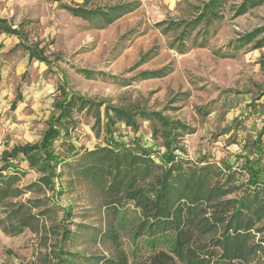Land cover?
Segmentation results:
<instances>
[{
    "label": "rangeland",
    "instance_id": "rangeland-1",
    "mask_svg": "<svg viewBox=\"0 0 264 264\" xmlns=\"http://www.w3.org/2000/svg\"><path fill=\"white\" fill-rule=\"evenodd\" d=\"M204 1L0 0V17L20 30L25 44L43 48L50 61L46 65L29 59L20 45L0 53V157L13 147L40 140L45 122L54 112L53 103L61 97V88L67 94L104 102L99 128L90 112L73 111L68 134L59 137L54 146L64 156L63 146L69 141L77 156L57 166L52 188L31 186L0 204V264H61V259L71 257L67 253L106 258H113L119 250L129 253L123 232L116 230V237H112L115 231L104 207V185L72 167L80 157L83 163H91L93 158L89 160L88 153L107 147L102 127L105 105L132 112H158L169 122L186 124L193 133L178 138L183 158L191 162L206 158L219 165L226 162L237 166L240 144L259 126L257 115L248 106L256 99L258 104L264 100V46H256L259 41L264 43V0L237 17L232 16L233 9L244 0H229L222 19L209 25L202 22L183 40L182 26L165 32L166 26H155L160 21L191 19L193 6ZM61 3L103 11L131 3L133 10L101 26V16L88 20L75 17L61 9ZM255 31L259 33L251 38ZM15 41L16 37L8 36L5 43L11 46ZM181 45L185 50L179 53ZM147 53L149 58L142 61ZM164 66L171 68L166 76H141ZM76 69L103 72L116 81L103 76L88 79ZM235 120L242 124H235ZM135 122L137 132L123 122L116 124L113 141L121 139L130 144L136 139L146 149L164 153L161 139L151 134L157 124L139 116ZM226 129L229 131L221 134ZM19 159L24 174L14 186L26 187L40 174L29 169L21 155ZM154 159L159 162L158 157ZM245 180L242 174L240 182ZM19 204L24 211L18 218H35L22 232L13 234L18 222L5 216ZM64 230L69 232L66 238ZM233 264H264V249Z\"/></svg>",
    "mask_w": 264,
    "mask_h": 264
},
{
    "label": "trees",
    "instance_id": "trees-1",
    "mask_svg": "<svg viewBox=\"0 0 264 264\" xmlns=\"http://www.w3.org/2000/svg\"><path fill=\"white\" fill-rule=\"evenodd\" d=\"M228 1L206 0L193 6L195 15L191 19L169 23L160 21L155 26H166L164 32L182 26L180 36L183 40L202 22L209 25L216 19H222V10ZM260 3L261 0H244L233 9L232 16L242 15ZM61 8L72 16L86 20L94 15L101 16L104 20L101 26L133 10L131 3L115 5L107 11L66 4H61ZM0 32L17 36L29 59L50 65L43 48L25 44L20 30L13 28L6 19L0 18ZM258 33H250L251 38ZM256 46L262 47L264 43L259 41ZM180 47L178 52L182 53L184 45ZM148 58L147 53L142 61ZM76 72L88 79L103 76L116 81L114 76L103 72L87 69H76ZM170 72L171 68L164 66L145 71L141 76L143 79L160 78ZM60 95L53 103L54 112L46 120V129L40 140L32 145L13 147L1 154L0 204L7 197H16L30 190L31 186L37 185L40 189L53 187L57 166L77 156L69 141L67 146L60 144L64 148V156H60L54 146L59 137L68 134L73 123V111L90 112L94 125L98 128L101 125L100 107L104 102L67 94L65 88H61ZM256 100L250 102L248 109L257 115L259 126L240 144L242 153L237 155V166L226 162L219 165L206 158L198 162L183 158L179 152L183 153L184 149L179 145L178 138L193 133L186 124L169 122L158 112H132L105 105L102 127L107 147L90 151L87 157L89 160L93 158L91 163H83L80 157L72 167L89 176L93 182L104 185V207L111 215L112 231H115L112 237H116V230L123 232L130 251L119 250L113 258L67 253L71 257L61 259L60 263L233 264L264 249V100L259 104L255 103ZM138 116L157 124L151 134L161 139L164 153L148 150L136 139L130 144L121 139L113 141L114 127L120 122L137 132L135 118ZM236 123L242 124L235 120ZM228 131L226 129L221 134ZM20 155L29 169L40 174L37 181L26 187L14 186L24 174L19 168ZM154 156L159 158L158 163ZM242 174L246 176L243 183L240 182ZM23 211L24 206L19 204L6 213V220L16 219L18 222L12 229L13 234L22 232L35 218L33 215L18 218ZM68 234L67 230L63 231L64 238Z\"/></svg>",
    "mask_w": 264,
    "mask_h": 264
},
{
    "label": "crops",
    "instance_id": "crops-1",
    "mask_svg": "<svg viewBox=\"0 0 264 264\" xmlns=\"http://www.w3.org/2000/svg\"><path fill=\"white\" fill-rule=\"evenodd\" d=\"M169 2H170V0H169ZM168 2V3H169ZM83 3H85V0H83ZM61 4H64V3H61ZM61 4H60V8H61ZM67 5V4H66ZM70 6V5H69ZM73 7H84V6H81V5H75V6H73ZM84 8H86V7H84ZM62 9V8H61ZM87 9V8H86ZM0 18H2V17H0ZM2 19H5V18H2ZM8 22V21H7ZM9 23V22H8ZM12 26V25H11ZM13 27V26H12ZM14 28V27H13ZM8 36L9 37H16L17 39H18V41H15V42H13L12 43V45L11 46H7L6 45V40L8 39ZM0 40L2 41V43H3V46H4V48H2V49H0V53H2V52H5V53H7V52H9L10 50H11V48L12 47H16V46H18L19 45V42H20V39L17 37V36H14V35H10V34H6V33H1L0 32Z\"/></svg>",
    "mask_w": 264,
    "mask_h": 264
}]
</instances>
